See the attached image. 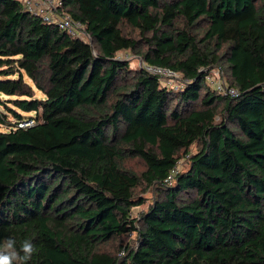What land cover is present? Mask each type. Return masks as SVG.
Masks as SVG:
<instances>
[{"label": "trees", "instance_id": "1", "mask_svg": "<svg viewBox=\"0 0 264 264\" xmlns=\"http://www.w3.org/2000/svg\"><path fill=\"white\" fill-rule=\"evenodd\" d=\"M60 9L88 42L0 0V244L31 241L28 264H264V0ZM212 67L237 97L210 87ZM142 188L154 201L136 218Z\"/></svg>", "mask_w": 264, "mask_h": 264}, {"label": "built area", "instance_id": "2", "mask_svg": "<svg viewBox=\"0 0 264 264\" xmlns=\"http://www.w3.org/2000/svg\"><path fill=\"white\" fill-rule=\"evenodd\" d=\"M18 2L23 10L30 15L40 18L43 23L57 27L60 31L65 32L69 36L81 39L85 42L89 41V37L84 33L82 25L73 20L65 11L61 10L63 0H14ZM144 70L150 74L161 76H175L176 73L160 67L146 65ZM211 75L206 77V81L220 95L235 98L238 91L226 85L225 83L215 81V77L210 79ZM25 125L27 122H25Z\"/></svg>", "mask_w": 264, "mask_h": 264}, {"label": "rangeland", "instance_id": "3", "mask_svg": "<svg viewBox=\"0 0 264 264\" xmlns=\"http://www.w3.org/2000/svg\"><path fill=\"white\" fill-rule=\"evenodd\" d=\"M123 32L127 35H130L132 38H134L136 40H138V38H139L135 32L131 31L127 27H123ZM145 48H146V43L139 42L137 44L136 50H137V52H142L145 50ZM137 52L122 51V52L117 53L116 59L127 61L130 69H132V70L144 69V67L147 64L142 60V58L140 57V54ZM209 75H211L210 79L212 77L213 78L215 77V81L219 80L220 82L228 85L226 77H224L222 75V72L220 71V69L218 67H212ZM160 81H161V85L173 88L174 90L177 89L178 87H181L183 84V80H182L181 76L178 75L177 73L175 76H163V77L161 76ZM210 87H212V86H210ZM217 94H218V92H217ZM36 95L39 96L40 94L38 92H36ZM8 119L11 120L10 117H8ZM30 123H31L30 121H27V124H30ZM199 149H200V145L194 144L189 149V155L187 157L180 158V160L178 161V163L176 165L174 174L188 170L190 167V163H189L190 156L197 153L199 151ZM127 166L136 172H141L143 169L142 164L138 160L129 161L127 163ZM138 195L142 196L145 199L144 200L145 202L143 205H141L139 207H135L133 209L132 215H133V217H136V218L139 216L140 213L146 211L148 209V207L154 201L153 190H149V191L144 193L143 188H142L138 191ZM134 238H135V235L132 234V235H130V236H128L122 240H123V242H127L129 240H133Z\"/></svg>", "mask_w": 264, "mask_h": 264}, {"label": "clouds", "instance_id": "4", "mask_svg": "<svg viewBox=\"0 0 264 264\" xmlns=\"http://www.w3.org/2000/svg\"><path fill=\"white\" fill-rule=\"evenodd\" d=\"M34 251L35 246L29 240H24L17 249L16 240L7 238L0 244V264H28Z\"/></svg>", "mask_w": 264, "mask_h": 264}]
</instances>
